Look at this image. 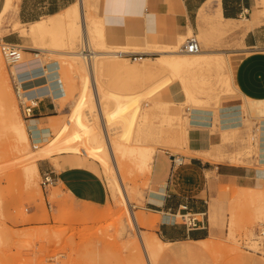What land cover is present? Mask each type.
Returning <instances> with one entry per match:
<instances>
[{
	"label": "rangeland",
	"instance_id": "1",
	"mask_svg": "<svg viewBox=\"0 0 264 264\" xmlns=\"http://www.w3.org/2000/svg\"><path fill=\"white\" fill-rule=\"evenodd\" d=\"M4 1L0 0V10ZM103 3L96 10L92 9L91 14L96 17V21H99L100 18L104 23L108 30V43L111 46L117 49L120 47L122 50L154 51V47L139 48L117 40L121 28L119 19L106 17ZM205 12L210 13L209 8H206ZM5 23L4 25H6ZM151 32L155 40L167 49H172V43L177 41L176 36H173L164 25L163 27L162 25L155 26ZM231 33L228 31L225 34H220L209 27L208 30L203 29L200 34L195 35L201 43V50L204 51L205 49L228 46L227 43H223V39L232 37ZM9 34L18 38L20 46H26L23 60L28 65L24 67L25 69L37 65L43 66L44 62L54 59L64 63L62 60L65 58L59 54L30 48L33 43L29 37H23L19 32ZM5 35L0 37V41L6 40ZM191 36L194 35L186 34L179 41L180 50H182L183 42ZM81 40L76 48L78 51L82 46ZM33 51L40 53V56H34ZM158 55L159 53L149 52L144 57L153 59ZM222 55L226 60L225 66L196 69L194 78L190 81L185 80L190 86H194L197 96L206 97L207 100L198 106L215 113L214 125L211 130L213 133L219 132L221 138L220 142L211 146L209 151L199 153V155L211 160L217 166H236L246 169L248 181H241L242 178L238 174L222 172L221 169H216L212 174H209L212 196L210 201L212 233L203 242L190 243L193 247L201 246L203 248L200 255L191 257L164 256L163 252L168 244H158V236L155 233L156 226L150 228L138 225L137 228L133 223L131 217L133 212L145 218L150 217L138 206L142 203L146 192L154 188V185L150 182L152 166L141 169L128 154L117 156L118 165L121 168V178L129 197L128 203L124 200L125 191L121 187H119L118 199L110 198L108 195L105 203L93 204L70 197L59 187H42L40 173L35 177L34 182L28 183L25 175L28 161L23 157L28 155L25 152H36L37 149L33 147V138L28 130L26 119L20 112L9 68L2 55L4 70L0 72V98L10 95L14 99L19 110L18 114L26 124L30 144L28 149L17 152L12 146L9 135L0 134V264H129V260L136 255H141L143 264H148L140 244L138 246L136 244L139 231H142L146 241L150 240L155 244V251H150V264H252L251 260L254 259H258L264 264V256L245 250L241 243L243 239L253 238L260 224L264 225V162L261 161L257 142L260 136V119L251 114L249 109L250 105L257 102L250 103L249 100V106L246 107L248 100L240 98L234 89L233 59L223 53ZM38 60L41 61L36 64L35 62ZM43 60L46 61L42 62ZM125 60L130 65L142 61L129 58ZM81 61L84 68L75 70H70L66 64H62L64 65L62 76L64 74V79L68 76V80H64V84L68 88V95L59 102L56 101V116L48 118L40 125L42 128L50 129L52 133L50 139H53L48 145L51 147L50 156L45 159H50L58 169L63 168L65 164H71L72 159L86 157L80 153L78 155L69 153L66 148L67 143L59 142L63 145H58V141L54 139L58 137V139H62L63 136V139L65 137V139H70V142L76 147H83L79 128L74 123V104L75 100L77 101L81 96V78L89 73L88 68L85 67L84 59L81 58ZM104 62L110 65L105 64V67L102 70H96L95 74L103 88H109H106L105 92L110 89L117 93L138 92L147 90L153 83L166 79L165 85L157 97L152 99L148 94H145L140 100V105L133 109L138 117H143L140 119V139L143 144L153 146L156 153L157 150H164L174 155L191 156L188 142L192 125H188L186 119L191 110L197 106L190 98H187L182 87L184 78L188 75L177 74L167 68L166 70L160 69L139 74L135 80L134 75L132 78V74L126 75L119 71L112 61ZM111 79L112 81H110ZM227 81L231 82L230 86H227ZM38 82L43 84L45 80L40 79ZM174 84H178L181 89L176 97L173 96L170 89ZM42 87L44 85L37 88ZM91 93L90 90L78 101L90 109V113L88 110L84 113L87 124L93 122L92 126L95 127V130L103 133L99 117L96 120H89L90 117H97L96 110L91 112ZM229 102H236L244 107V127L240 132L223 135L222 130L218 127L220 111L218 109L221 106L227 107ZM259 105L262 104L259 103ZM103 114L104 116L106 114L105 108ZM145 115L147 118H144ZM122 132V128L117 124H114L110 129L112 138ZM62 133L63 135H61ZM75 135L79 139L75 138ZM135 136L136 134H134ZM43 138L45 136L42 137V140ZM224 152L230 153L225 156L221 155ZM62 155H67L70 158L64 165ZM61 159L62 162H60ZM86 159L89 158L86 157ZM89 160L97 164L98 168L102 165L99 158ZM178 221L182 222L181 216L178 217Z\"/></svg>",
	"mask_w": 264,
	"mask_h": 264
},
{
	"label": "crops",
	"instance_id": "2",
	"mask_svg": "<svg viewBox=\"0 0 264 264\" xmlns=\"http://www.w3.org/2000/svg\"><path fill=\"white\" fill-rule=\"evenodd\" d=\"M76 1L20 0L17 14L22 24H29L57 14ZM102 3L106 17L119 19L121 28H118L120 35L117 40L139 48L147 46L146 44L160 43L155 40L151 32L158 25L162 27L164 25L177 38L178 34L186 35L190 27L196 36L203 29L208 30L216 23H222L221 31L217 33L232 32V37L223 39V43H227L228 46L204 51H218L232 57L234 89L240 98L248 100L246 107L249 106V100L250 103L253 100H264V0H98L96 3L98 5L95 7L98 8ZM206 8H209L210 13L205 12ZM5 38L7 41L19 43L18 38L13 34H6ZM36 85L43 86L39 83ZM170 89L176 97L180 86L174 84ZM221 107L224 112L221 114L218 110L220 130H224V127L226 128L231 122L244 123V107L239 103L229 102L227 107ZM56 111L55 100L49 97L41 98L35 109L36 116L31 119L34 123L30 124V120H26L29 125L28 130L37 129L43 121L56 116ZM208 113L206 124L195 123L192 124L195 126L190 128L188 147L191 156L174 155L168 151L157 150L150 175V182L154 188L146 192L142 203L138 206L140 210L150 215L151 219L157 217L155 233L163 245L168 244L163 252L164 256L191 257L202 253L201 246L193 247L190 243L203 242L212 233L209 174L221 169L222 172L238 174L242 178L241 181H248L246 169L236 166H217L211 160L199 155L209 151L211 146L218 144L221 139L219 132L213 133L211 130L215 113L213 111ZM229 113L231 117L228 116ZM36 131L37 137L31 135L33 140L42 138L40 131L38 129ZM261 140L264 142V134L259 136L258 142ZM259 146L261 161L264 162ZM229 153L224 152L221 155L225 156ZM62 156L63 162L62 159L60 162L64 165L70 158L67 155ZM178 157L183 158L180 165L174 162ZM38 167L41 176L53 172L56 183L52 187H59L70 197L93 204H103L108 198L105 179L98 174L99 171L96 169L98 165L90 160L72 159L71 164H65L63 168L58 169L50 159H41L38 161ZM187 212L199 217L201 222L197 227L189 228L183 221H178V217ZM203 213L207 215L203 216ZM150 217L144 218H149L150 221ZM251 261L252 264H262L258 259Z\"/></svg>",
	"mask_w": 264,
	"mask_h": 264
},
{
	"label": "bare ground",
	"instance_id": "3",
	"mask_svg": "<svg viewBox=\"0 0 264 264\" xmlns=\"http://www.w3.org/2000/svg\"><path fill=\"white\" fill-rule=\"evenodd\" d=\"M19 2L20 0H5L4 5L0 11V37H2L3 34L19 32L21 36L29 37L32 40L33 46H31L30 48H34L40 51L53 52L65 58L62 60V62L64 63H61L59 60L55 59L46 63L44 62L46 60H43V73L40 77L35 79L37 80L35 81L36 83H39L38 80L40 79L45 80V83L39 84L44 85V88H47L49 92H51V95H53L55 102H59L61 99L65 98L68 95V88H66V85L64 84V80H68V76L65 79L64 74L62 76V73H64V65L62 64H66L70 70L84 68V64H82L81 61V58H83L85 62V67L89 70V73L87 75L82 76L81 78L82 88L80 92V98L82 99L91 90V112L96 110L97 117H90L89 120H96L99 117V119L101 120L103 133L97 132L95 130V127L92 126L93 122L87 124V122L85 121L84 113L87 110L90 113V109H88L87 105H83L80 101H78L80 100L79 98L77 99V101L75 100L74 104V123L79 128L83 147H76L70 142V139H65L66 137L63 139V136L62 139H58L59 137L54 139L58 141V145H63L59 144V142H63L65 144L67 143L66 148L68 149L69 153H74L77 155L80 153V155L83 154L89 159L99 158L101 160L102 165L96 169L106 181V185L109 190V197L113 199H118L120 195L119 187H121V189L125 191L124 200L128 203L129 197L126 192L124 182L121 178V168L118 165L117 156H119V154H122L124 156L125 154L130 155L133 158L134 163L141 169L153 166L156 149L151 145H146L142 143L140 139V119L143 117H138V115L135 114L133 109L137 108V106L140 105V100L143 99V96H145V94H148L149 97H152V99L153 97H157V95L163 89L166 79L157 81L153 83L149 87V89L147 88V90L144 89L138 92L128 91L127 93H117L111 91L112 89H110V91L105 92V89L108 87L104 89L103 85L99 82V79H96V70H102L103 67H105V64H109L104 61L110 60L119 71H122L126 75L132 74V78L134 75L135 80L138 78L139 74L142 75L148 71L152 72L158 71L160 69L166 70L167 68L175 71L177 74L185 73L188 76L184 78L182 87L185 91V95L187 96V98H190L197 106L191 110V113L186 119V122L188 125H192L195 123L206 124L208 122V115L206 114L211 111L200 108L201 106L199 107L198 105H200L203 101L207 99L204 96H197L194 92V86H190V84H188V82H185V80L187 79V81H190V79H193V75L196 69L198 70L208 67L220 68L225 66V57L222 55V53L219 52H205L202 50H199L197 52H189L184 49H182V51L180 50L179 41L184 37V34H178L176 38L177 41L172 43V49H167V47L165 48L161 44H146L147 46H144L145 48L154 47L155 49L153 52L159 53V55L153 59L143 57L141 59L142 61L137 62L134 65H130L125 60L126 57L124 58L120 56V52L140 51L122 50V48L120 47H118L117 49L116 47L111 46L108 43V30L105 28L104 23H102L100 18L99 21H96V17L91 14L92 9L96 10L97 7L95 6L98 5L96 4L98 3V0H78L72 5H70L68 8L57 14L47 16L39 21L31 22L29 24H22L18 17L17 13L19 10ZM98 16H100V14H98ZM103 17L104 16L102 15V18ZM4 23L6 25H4ZM221 27L222 23H216L211 28L216 32H219L221 31ZM187 34L194 35V32L191 27L187 29ZM80 39H82L81 44H83L85 41V50L87 53H84L82 50H80L81 48L79 49V51L76 49L78 47V42L80 41ZM21 46L24 48L26 47L24 45ZM149 52L153 53L148 50L144 51L143 53ZM37 54V57H39L40 53ZM150 61L152 63H149ZM32 68L27 69L26 73H32L34 70ZM3 70L4 62L0 52V72H3ZM32 75L37 76L40 74H31V76ZM98 76L97 78H99ZM110 81H112V79ZM230 85L231 82L227 81V86ZM58 92L60 93L58 94ZM253 102L257 103L250 105L251 107H249V109L251 114L261 118L259 132L262 136V134H264V100H253ZM259 103L262 105L260 106ZM104 108L106 109L105 116L103 114ZM218 110H220L221 114L222 112H224L222 107H219ZM18 111L19 110L17 109L16 103L10 95L3 96V98H0V134L9 135V138H11L12 140V146L17 152H20L22 150L28 149V145L30 144V138L26 124L19 116ZM229 115L230 113L228 114V116ZM144 118H147L146 115L144 116ZM31 123H34V121L30 120V124ZM114 124H117L118 127H121L123 132L117 137L115 136L112 138V136L110 135V129H112V126ZM227 125L228 126L226 128L224 127V130H222L223 135H227L236 131L240 132L243 129L244 123L242 121H237L234 123L231 122V124ZM37 129L40 131L39 134H42V137L45 136V138H43V140L42 138L35 139V142H39V147L37 148V151L25 152L28 155L26 157H23L25 158L24 160L28 161L25 168V175L29 184L34 182L35 177L38 176L40 173L38 167V160L45 159L50 156L49 150L51 149V147H48V145H50L53 140L50 139V134L52 133L49 128H42L39 126ZM37 129H31V131H29L30 134L34 137H37ZM49 131L50 133H48ZM46 133L47 135H45ZM134 134H136L135 137ZM61 135H63V133ZM75 138H78V136H76ZM263 144L264 142L262 140L258 142V145H260L259 149L261 150L262 155L264 156ZM86 157L83 158L86 159ZM119 201L123 203V201ZM131 217L133 218V223L137 228L138 225L141 227H154L158 223V219L156 216H154L153 219H151L150 217L149 221V218L145 219L142 215H136L133 212ZM137 236L138 241L136 244L137 246L138 244H140L141 249L143 251V255L145 256L148 264H150V251H155V244L150 240L146 241V239L142 235V231H139ZM157 242L159 245H163L162 241L158 238ZM129 264H143L142 256L136 255L135 257L131 258L129 260Z\"/></svg>",
	"mask_w": 264,
	"mask_h": 264
},
{
	"label": "built area",
	"instance_id": "4",
	"mask_svg": "<svg viewBox=\"0 0 264 264\" xmlns=\"http://www.w3.org/2000/svg\"><path fill=\"white\" fill-rule=\"evenodd\" d=\"M86 43L81 46V49L84 53H87ZM182 49L189 52H197L202 49L201 43L196 36H191L187 38V40L183 43ZM0 51L7 63L9 68V75L11 79V83L13 86V90L18 101V106L22 117L26 120H31L35 118V109L38 107V103L41 98L49 97L54 100L53 95L47 88H37L39 86L36 85L35 79L40 77L43 73V66L37 65L33 67L32 73H26L27 68L24 67L27 65L26 61L24 62L25 48L21 47L18 43L10 42L5 39L0 41ZM38 52H32L34 56H37ZM149 53L143 52H120L121 57H126L134 60H141L144 56H147ZM40 60L35 63H39ZM31 74H40L34 76ZM60 92H58L59 94ZM33 147L37 149L39 147L38 143L33 140ZM175 158V157H174ZM175 164H182L183 158L178 157L174 159ZM56 183V176L53 172H47L42 175L41 185L44 188H48ZM206 213H203V216H206ZM182 221L189 227L194 228L197 227L201 222L199 217L194 216L191 213H185L181 215ZM242 247L252 253H255L259 256H264V225L258 227L257 232L253 238L243 239Z\"/></svg>",
	"mask_w": 264,
	"mask_h": 264
}]
</instances>
